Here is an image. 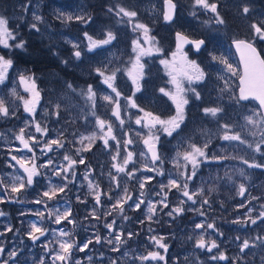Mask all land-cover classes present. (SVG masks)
Returning <instances> with one entry per match:
<instances>
[{"label": "rangeland", "instance_id": "1", "mask_svg": "<svg viewBox=\"0 0 264 264\" xmlns=\"http://www.w3.org/2000/svg\"><path fill=\"white\" fill-rule=\"evenodd\" d=\"M175 1L178 5L176 18L172 21H166L164 19L165 0H115L116 8L114 11H105L106 9H104L99 13H94L85 2L76 0L71 4L57 0H0V16L9 20L8 27L15 35V40L10 39L8 41L13 47L4 48L3 45H0V54L13 60V67L9 69V76L3 84H0V99L5 101L10 112L8 117H0V178H3L4 184L8 185L16 175H26L16 161L11 159L12 156L29 158L33 156V153L24 149L16 138L20 129L24 128L26 136H35L36 140L40 142L34 149L35 158L44 160L45 164L49 160L53 161L49 167H44L49 170L47 171L48 181L45 188L43 187L44 189L42 188L39 192L22 190L19 193L25 194L26 201H34L37 196L41 198L43 191H46L49 186V180L52 184H67L68 187L69 180L73 181L74 179L77 185L73 187L72 191L75 193V200L78 201L83 197L82 186L85 185L86 181L85 176L82 177L77 174L82 166L84 172H87V196L91 198L88 212L92 213L95 210L96 215L101 217L97 220L92 216L89 221L93 226L92 232H89L87 240L92 239L94 241L97 234L102 238L112 239L121 230L127 239L128 232L134 233L133 237L128 239L118 252L112 251V245H109L106 240L102 239L99 244L94 242L87 248V255L77 256L76 261H79L80 264H98L99 262L111 264L112 261H116V264H163L160 261H141L138 259L149 251H160L166 256L167 264H220L219 262L238 264L236 263L238 261L249 264H264V242L256 239L258 236L264 238V219L258 218L259 214L264 212V168H249L239 158L204 162L200 165L197 176L189 184L190 191L200 187L205 189V196L209 199V204L204 205L202 209L201 197H195L196 203L193 204L192 201H187V198L183 197L176 189L164 190L169 207L163 208L158 204V201L164 198V194H156L161 192L159 187L161 183H167L169 178H176V169L171 161L177 152L185 150L189 142L201 146L206 139H209L202 134L201 130L204 129L210 132L211 142L207 149L209 154L243 157L248 159L250 163L254 158L257 162L264 163V156L261 153H253L251 149H247L245 145H239L238 142L219 139L220 125L228 123L235 126L234 130L239 131L241 130L240 126L245 125L244 118L246 116L261 111L256 101L236 102L239 71L242 70L228 35H232V37L246 36L251 39L250 24L264 20V1L210 0V2L218 4V11L225 21L224 24H217L215 14L197 6L195 0ZM244 6L249 7L247 14L242 11ZM118 7L136 11L137 17L132 21H129L127 17L121 19L115 14ZM57 9L74 14L87 13L92 19L87 24L78 21L64 23L56 19L54 13ZM34 14L40 15L43 22L34 21ZM110 16L114 18L109 20ZM33 22L37 23L39 31L31 27ZM135 23L146 24L150 29L148 35L158 41L157 44L152 45L153 49L157 47L161 49L159 52L153 50L150 56L141 58V63L144 64V76L140 81V91H136V85L133 84L128 75L129 70H132L136 56V53L133 52V41L139 39L145 47H148L150 42L145 40L142 30H133ZM109 30L115 34V40L93 52L86 50L85 32L96 39H103L105 38L104 34ZM177 30L184 31L194 37L206 38L209 44L204 50L196 51L193 47H188L178 52L175 42ZM20 41L26 42L23 49L14 46ZM36 42L37 47L33 48L32 46ZM73 44L80 46L82 52L80 59H76L73 55L75 51ZM257 44L264 54V42L257 41ZM64 49L66 53L63 51ZM173 53L177 54L175 61H173ZM210 53L222 54L227 57L229 63L239 70L237 75L228 72L219 61L213 60ZM183 54H186L187 61H195L204 71L205 75L202 80L193 81L189 84L187 79L182 76V71H188L189 74L192 72V69L187 66ZM161 60L169 61V66L166 67L160 62ZM101 62H109L108 67L110 69H120L117 72L116 86L121 92L119 100L122 106V116L125 119L123 132L116 127L119 122L111 115L109 110L111 106L101 99L103 94L112 95L115 98L111 89L102 83L103 78L94 71L95 67L101 66ZM47 66H50L53 73L51 79L55 80V89L57 90V86H59L58 90L62 92L61 95H57V91H52L46 82L47 71L45 69ZM21 73L25 75L34 74L35 76L36 86L40 92L35 109V122H39L42 127L47 128V135L35 131L32 115L24 111V101L32 100V94L25 91L24 85L20 83L19 76ZM173 76L178 82L183 83L185 89L195 88L200 97L197 99L192 92L186 91L184 96L188 100V104L185 106L186 119L184 123L178 132L173 133L172 136L161 135L159 144L164 160L165 175L159 176L155 172H147L140 168L143 163L148 162L146 158L140 156V153L144 152L146 156H150L142 139L146 136L148 129L143 125L135 124V118L143 116V113L139 111V108L126 107L127 101L124 97H132V94L135 93L132 98L141 108L160 116L161 119H168L176 114V105L169 96L160 92V89L164 88L166 92L175 93L176 85L172 83ZM68 84L73 86L74 92L67 88ZM89 85L97 93L94 109L86 96L81 94V90H86ZM13 89L17 93L16 96L12 95ZM57 103L61 105L59 115L55 114L54 105ZM215 106L224 109L219 114L218 119L203 112L204 108ZM93 110L96 116L113 122L114 132L118 139L131 138L134 141L127 148L121 143L120 157L117 160L112 159V156L116 154L114 141H109L107 148L99 139L93 142L90 149H88L89 142L87 140L83 145L80 143L81 136H89L93 132H98L95 123L96 116L91 114ZM129 115L131 120L128 119ZM137 132L141 134L140 138L136 136ZM58 137L63 139V148L53 146V150L50 152L47 150L40 151L44 142ZM246 138L249 141L259 139V137L253 138L251 136H246ZM222 149H226L227 152H222ZM127 151L135 153V164L130 163L127 166L128 170H132L134 167L140 168L133 177H128L125 173H117L116 169L113 168V164L122 162ZM262 152H264V146H262ZM64 155H70L77 161L72 171L62 173V175L68 176V180H64L65 182L55 179L53 175L54 169L59 170L61 166L67 167L68 161L63 159ZM81 158L84 163H79ZM240 170L244 171V176L239 174ZM225 171L229 173L231 180L225 176ZM73 172L75 173L74 176ZM109 172L118 178L119 187L111 179ZM170 173L171 177L169 176ZM144 176H155L156 178L147 183L145 188L141 190L138 181ZM59 177L62 178V176ZM89 181L98 184L102 193L110 194L112 199L110 200L108 195L102 194L100 204H96L95 195L88 187ZM241 183H244L247 189L243 196L238 194ZM125 186L128 187L132 196V200L125 205L124 215L128 219H124L116 211L107 215L106 213L111 211L112 204L122 194V188ZM212 187L215 188V191L209 190ZM2 191L3 187L0 184V199L4 201L0 203V211L5 213V215L0 216V233H3L0 235V245L5 249L4 255L0 257V264H3L6 259L11 260L8 256L9 252L21 248L20 243L13 239L11 243L13 246L9 249V231L7 229L12 227V223L9 220L7 197L4 192L1 194ZM141 191L145 193L143 197L145 203L141 205L140 209H135L134 206L129 207L133 201L141 198ZM9 192L11 195L9 197L13 198L18 195L12 193L10 188ZM43 199L48 200L47 198ZM181 200L187 201L183 205L185 211L179 215L168 216L167 213L176 207ZM73 201L74 199L70 198L63 202L53 203L50 208L57 207L63 211L70 207L72 212L70 219L77 220L79 211L77 212L73 207ZM149 202L157 204L156 214L151 221L147 219V204ZM5 206H7L6 210L3 209ZM190 208L193 210L189 211ZM19 209V214L24 220L27 218L25 215L32 208L21 205ZM197 209H201L204 215H200ZM232 209L236 211L232 213ZM249 213L253 219H256L255 224L251 222L247 224L234 223L237 220H247ZM234 215L237 217L235 218ZM184 217L191 220H188L189 223H187L188 235H185L181 230V221ZM34 219L27 218V225L29 226L31 222H37ZM47 220L45 211L43 226L49 229L48 232L56 230L55 233L58 234L61 229L72 231L65 227H57L55 223H49ZM113 220L116 221L115 231L111 232L105 227V224L111 223ZM224 220L226 222L223 223ZM199 223L205 224V228L197 229L195 225ZM209 223H214L215 229L207 228ZM101 226H103L102 231ZM79 231L84 230L79 226L76 228V232ZM201 233L205 234L206 240H216L219 248L213 249L211 252L207 249L197 248L196 239ZM152 236L164 237L163 242L168 245L166 254L163 249L156 247L150 239ZM171 237H175L174 243H177V250L172 246ZM244 239L250 241V248L241 252ZM229 240H232L233 243L228 244ZM107 247L108 249L104 250ZM220 252H224L229 259L213 260L212 257L217 256ZM22 257L24 256L22 255ZM89 257H91V261H89ZM82 259H85V262L81 263Z\"/></svg>", "mask_w": 264, "mask_h": 264}, {"label": "snow or ice", "instance_id": "2", "mask_svg": "<svg viewBox=\"0 0 264 264\" xmlns=\"http://www.w3.org/2000/svg\"><path fill=\"white\" fill-rule=\"evenodd\" d=\"M167 4V11L164 13V19L166 21H172L176 4L173 0H166ZM195 4L197 6L202 7L205 10H208L215 14V22L217 24H224V19L220 16L218 11V4L215 2H210V0H195ZM243 13L247 14L249 12V7L244 6L242 9ZM116 16L127 17L129 21H132L135 17H137V12L134 10H128L124 7H118V11H116ZM56 19L64 22L69 23L72 21H78L81 23H89L91 21V16L87 13H80L74 14L70 12H63L57 9L54 13ZM33 20L36 22H43V18L40 15H33ZM9 20L3 16H0V45H3L4 48H11L13 45H10L8 41L10 39L15 40V35L13 31L8 27ZM33 29L39 31L37 27V23L33 22L31 24ZM133 30H142L144 34V38L146 41L150 42L148 47H145L139 39L133 41V52L136 53L135 62L132 64V70H129L128 75L131 77L133 84L136 85V91L141 90L140 81L143 79L144 76V64L141 63V58L144 56H150L153 50L159 52L161 49L158 47L153 49L152 45L157 44L158 41L155 40L154 37H150L148 35L150 29L144 23H135L133 25ZM250 30L252 33L251 39H235L233 43L236 47V50L240 53V61L243 64L242 71H239L233 64L229 63L227 57L224 55H215L210 53L211 58L213 60L219 61L222 65L225 66L228 72H231L233 75H237L239 71V80H240V88H239V95L235 97L236 102L240 103L241 101H249V100H256L259 102V107L261 111L254 112L252 115L246 116L245 125L240 126L241 130L236 131L234 130L235 126L224 123L220 125V132H219V139L228 141V142H238L239 145H245L247 149H251L253 153H261L264 156V152H262V146H264V56H261L260 51L255 46L257 41L264 42V20H261L259 23H252L250 24ZM85 37L87 38V44L85 48L88 52H93L94 50L101 48L104 45L110 44L113 40L116 39L115 34L112 31H106L105 38L103 39H96L92 35H89L87 32L84 33ZM177 39L181 40L185 43H191L195 46L196 50L199 51L202 45H205L206 41L204 39H193L189 40L186 35L182 33H177ZM25 41H20L14 46L16 48L23 49L25 45ZM73 48L75 49L73 55L76 59H80L82 52L80 50V46L78 44H73ZM177 51H181V45L177 46ZM173 61H175L176 53H173ZM185 62L189 68L192 69L191 74L188 71H182V76L187 79L189 84L193 81H199L204 78V71L195 63V61H187L186 54H183ZM162 64L166 67L169 66V61L161 60ZM66 63V62H65ZM109 62H101V66L95 67L94 71L102 77V83L107 85L111 92L115 94V98L112 95L103 94L101 95V99L106 101L108 105H110L111 115L116 118L119 122L118 127L121 132H123V126L125 125V119L122 116V106L120 103L119 98L121 97V92L118 90L116 86V78L117 72L120 71L119 68H109ZM13 67V60L11 58H6L5 55L0 54V84H3L8 76V70ZM107 73V74H106ZM171 75V73H169ZM223 78V77H221ZM19 81L21 84L24 85L25 91L30 92L32 94V100H25L24 101V111L28 112L33 117L35 131L37 133H41L47 135V128L42 127L39 122H35V109L36 104L39 101L40 92L37 89L35 76L34 74L25 75L23 73L19 76ZM172 83L176 85V92H166L164 88L160 89V92L164 93V95L169 96L176 105V114L174 116L169 117L168 119H161L160 116L154 115L150 111H145L141 108L137 103L136 100L132 97L135 96V93L132 94V97H124L127 101L126 107L128 108H139V111L143 113V116H137L135 118V124L143 125V127L148 129L146 136H144L143 144L147 146L148 153L150 156H146L144 152L140 153L142 158H146L148 162L143 163L140 168L147 172H155L159 176H164L165 172L163 169L164 160L162 155L159 151L158 144L160 142V137L162 134H166L167 136H172L173 133L178 132L181 128V125L184 123L186 119L185 113V106L188 104V100L185 98L184 93L186 91H190L193 95L199 99L200 94L196 91L195 88L185 89L183 87L182 82H178L176 77L173 76ZM227 84V81H225ZM67 88L71 91H75L71 84L67 85ZM81 94L86 96L87 100L91 102V106L95 108V100L97 97L96 91L93 90V87L89 85L86 90H81ZM12 95L16 96L17 93L15 89L12 90ZM56 115H59V110L61 105L59 103L54 105ZM224 109L220 106L215 107H206L203 109V112L206 115H210L213 118H219V114L222 113ZM15 114L14 112L12 113ZM93 116H96L95 111L91 113ZM10 115L9 107L5 104L3 99H0V117H8ZM131 120V116L128 117ZM96 126L98 128V132H93L89 136H81L80 143L81 145L87 140L88 149L91 148L93 142L97 139L102 140L103 145L105 148L109 147V141H114L116 146V154L112 156L113 160H117L120 157V145L123 143L124 147L127 148L129 145H132L134 141L131 138L127 139H118L117 135L114 132V124L111 120L102 119L99 116H96ZM202 134L209 139H206L205 142L201 146H197L195 143L189 142L187 144V148L183 151L177 152L176 156L172 159L171 163H173L174 168L176 169V178H169L167 183H161L159 185L161 192L156 193L157 195L164 194V198L158 201V204L163 208H168L169 205L167 203V195L164 192L165 189L171 191L172 189H176L183 197L187 198V201H192L193 204L196 203L195 197H201V209L204 205L209 204V199L205 196V189L203 187L197 188L195 190L190 191L189 184L190 182L197 176V172L199 171L200 165L206 161H221L227 159H242L243 163L248 165L249 168H264V163L257 162L254 158L250 163L248 159H244L243 157H236L230 156L227 154L216 155L215 153L209 154L207 151L209 147V143L211 142L210 139V132L207 129L201 130ZM138 138L141 137L139 132L136 133ZM246 136H251L253 138L259 137L258 140L249 141ZM20 143L23 145L24 149H27L29 152L33 153L31 158L29 157H17L12 156L11 159L16 161V163L23 169V173L26 175H16L13 177L8 185H6V190L10 188L12 193L19 194L22 190L26 187H31L35 179L37 177L46 176L47 173H42L40 171L41 167H49L53 161L49 160L47 164L38 166L35 163V154L34 149L36 145L40 142L36 140L35 136H26L25 129L21 128L19 134L16 137ZM53 146L58 148L64 147V142L62 137H58L57 139H52L49 141L44 142L43 148L40 149L41 152L52 151ZM87 150V149H84ZM79 151V150H78ZM222 152H227L226 149H222ZM135 153L132 151H127L126 154L122 158L121 163L113 164V168L116 169L117 173H125L128 177H133L136 171H139L140 168H133L132 170H128V165L130 163L135 164L134 160ZM63 159L68 161L67 167L61 166L59 170H53V174L55 176H62V179L67 181L68 176L62 175V173H67L73 170L77 161L73 159L70 155H64ZM79 163H84L83 159L79 160ZM190 169V170H189ZM241 176H244L245 173L243 170H240L239 173ZM75 173L73 172V176ZM109 176L113 181L116 182L117 187H119V180L116 176H112V173L109 172ZM171 177V173L169 174ZM225 176L231 180V176L227 171H225ZM155 176H144L141 178L139 183V188L143 190L147 183H150L154 180ZM87 179V177H85ZM3 178H0V184H3ZM88 187L91 192L95 195L96 204H100L101 195H108V198L111 200L112 197L110 194L102 193L99 188L98 184H93L92 181H89ZM67 188V184L57 185L52 184L51 180H49V186L46 191H43L41 198L35 200L34 202L37 204L43 203L46 211L48 219L55 224H60L62 221H67L68 223L72 224L74 227L76 225L75 219H70L72 216L71 208H65L61 211L59 208H48L47 202L44 201L43 198H47L48 200H52L56 198L58 193H64L65 189ZM210 191H215V188L212 187L209 189ZM246 187L244 183L239 185L238 194L243 196L246 192ZM145 193L144 191L140 192V197L137 200L133 201L132 205L129 207H133L135 209H140L141 205L145 203L143 197ZM79 199V197H78ZM132 200V196L129 193V189L127 186L122 188V194L119 198L116 199L115 203L111 206V211H108L106 214L111 215L112 211H116L120 216L124 219H128L127 216L124 215L125 213V205L128 204V201ZM181 200L178 202L177 206L172 208L167 215L173 216L174 214H182L185 209L183 205L187 202ZM4 201L0 199V203ZM201 209H197L200 215H204V212ZM148 216L147 219L149 221L152 220L153 216L156 214L157 204L149 202L147 204ZM193 209H189L191 211ZM23 214V213H22ZM5 215L4 212L0 211V216ZM41 218L40 222H31L28 226V231L26 235L32 241H38L41 237H45L48 234L49 229L43 226V221L45 218V212L38 211L36 212ZM91 216L95 217L99 220L101 217L96 215L95 210L91 213ZM259 219H264V212L259 214ZM251 222L252 224L256 223V219H253L251 214H248L247 220H237L234 223H243L247 224ZM115 224L116 221L113 220L111 223H106L105 227L115 231ZM195 227L197 229L205 228V224L199 223L196 224ZM214 223L207 224V228L215 229ZM7 231H12V228L9 227ZM56 230H53L55 234ZM3 235V233H0ZM134 233L128 232L127 239H125V233L121 230L118 234H116L112 239L102 238L100 235H95L94 241L92 239L87 240L82 245L77 244L74 238L72 239H57L56 243L59 245V250L55 252V256L53 258V264H56V261H60L61 264H80L79 261H72V251L75 248L77 251L83 252L85 249L89 247V245L93 244L94 242L99 244L103 240L109 245H112V251H120V247L123 244L127 243L128 239L133 237ZM222 235V233H221ZM58 236L60 238L63 237H72L73 234L71 232L65 231L63 229L59 230ZM150 239L155 243L156 247L159 249H163V252L166 254L168 252V245L163 242L164 237L157 238L155 236L150 237ZM191 239V237H189ZM240 239V237H237ZM256 239L262 240L264 242V238L257 237ZM48 244H51V241H48ZM48 244H45V248H48ZM196 247L201 249H207V251L211 252L213 249H218L219 245L217 244L216 240H206L205 234L201 233L198 238L196 239ZM250 248V241L248 239H244L241 245V252L245 249ZM51 251V249H49ZM5 253V249L2 245H0V257H2ZM18 255L16 250H12L8 253L9 259H13ZM91 261V257L88 258ZM141 261H160L163 264H167L166 256L161 254L160 251H149L146 255L138 257ZM213 260H228L229 257L224 253L220 252L217 256L212 257ZM3 264H9V260H4ZM39 264H44V260L41 259ZM111 264H116V261H112Z\"/></svg>", "mask_w": 264, "mask_h": 264}, {"label": "flooded vegetation", "instance_id": "3", "mask_svg": "<svg viewBox=\"0 0 264 264\" xmlns=\"http://www.w3.org/2000/svg\"><path fill=\"white\" fill-rule=\"evenodd\" d=\"M191 35V34H190ZM193 36V35H191ZM234 39V38H233ZM233 39H231L230 41H232ZM209 44V42H207V45ZM207 45L205 46V48L207 47ZM188 47H193L192 45L187 46ZM194 48V47H193ZM204 48V49H205ZM203 49V50H204ZM8 76H9V70H8ZM7 76V77H8ZM35 163L38 166H42L45 165L44 160L42 159H36ZM1 166V163H0ZM81 169L78 170L77 174L81 175L82 177L85 176L87 177V172H84L83 167H80ZM40 171L42 173H47V171H49L48 169L41 167ZM54 175V174H53ZM55 179H59L61 181H64L62 178H60L59 176H55ZM48 181V174L46 176H42V177H37L35 179L34 184L31 187H26L24 190L25 191H34V192H39L43 187L45 188V184ZM65 182V181H64ZM87 182L88 180L86 179L85 181V185L82 186V198L79 199L78 201L75 200L74 195L75 193L72 191L73 187H76V180L74 179L73 181L69 180V185L68 187L65 189L64 193H59L56 199L53 200H44L47 202V207L50 208V206L53 203H57V202H63L66 200H69L70 198H73V207L76 209V211L78 212V219L75 220L76 221V225L75 227L68 223L67 221H62L60 224H56L57 227H65L68 230H72L71 233L73 234L72 237H63L60 238L58 236V234H54L53 232H48V234L45 237H41L40 240L38 241H32L27 235V218H35L34 220H36L37 222L41 221V218L36 215V212L38 211H43L45 212L46 209L43 205V203L41 204H37L34 201L37 199H40L39 196H37V199H35L34 201L28 202L26 201L25 198V194L21 193L18 195H15L13 198L14 200H12V197L10 195L9 192V188L6 190V184H2L3 187V191L1 192V194H3L7 197V204H9V220H11L12 223V231H9V249L13 246L11 245V243L13 242V239H16L17 242L20 243L21 248L19 250H17L18 255L9 260V264H14V263H19V264H39V261L41 259L44 260V264H53V258L55 256V252L59 250V245L56 243L57 239H72L74 238L75 241L77 242V244L81 245L82 243H84V241L87 240L88 236H89V232H92V224L89 223V221L92 219L91 213L88 212V208H89V203H90V197L87 196L88 194V189H87ZM43 188V189H44ZM23 197V198H21ZM25 198V199H24ZM21 205H27L29 208H32L30 211H28V213L25 215L27 218H23L21 217V215L19 214L20 209L19 206ZM4 210L7 209V206L3 207ZM47 213V211H46ZM81 216H80V214ZM187 216V215H185ZM48 218V216H47ZM191 221L189 218L184 217L183 221H181V230L184 232L185 235H188V225L187 223H189V221ZM49 223H51V220H47ZM48 223V224H49ZM53 223V222H52ZM83 228L84 231H79L76 232V228L79 227ZM101 231L103 230V226L100 227ZM111 232H113V230H110ZM69 232V231H68ZM177 232V231H176ZM171 239L173 240L172 246L175 247L176 249V244L174 243L175 241V237H171ZM48 241H51V244H48ZM233 241L229 240L228 244H232ZM45 244H48V248H45ZM106 244V243H105ZM183 246V245H181ZM51 249V251L49 250ZM107 248H105L104 250H107ZM177 250V249H176ZM88 253V249H85L83 252L81 251H77L75 248L72 251V261H76V258L78 255H87ZM22 255L24 257H22ZM252 261L254 262V260L252 259ZM85 262V259L81 260V263ZM242 261H238L236 263H239ZM220 264H223L221 262H219ZM56 264H61L60 261H56ZM98 264H102L101 262H99ZM249 264V263H248Z\"/></svg>", "mask_w": 264, "mask_h": 264}, {"label": "trees", "instance_id": "4", "mask_svg": "<svg viewBox=\"0 0 264 264\" xmlns=\"http://www.w3.org/2000/svg\"><path fill=\"white\" fill-rule=\"evenodd\" d=\"M57 1L65 3V4H71V3H73L74 0H57ZM76 1L85 2L86 4H88L90 6V9H92L94 11V13H97V12L99 13L100 11H103L104 9H106L105 11H114V9L116 8L115 0H76ZM112 18H114V17L110 16L108 19L110 20ZM228 37L230 38V40L233 39V38H237V37H232V35H228ZM241 37L248 38L246 36H241ZM248 39H250V38H248ZM32 47L36 48L37 47V42ZM63 51L66 53L65 49ZM45 70L47 71L46 77H45L46 78V82L50 86L51 90L52 91H57V95H61L62 92H60L58 90L59 86H57V90H56L55 86H54L55 85V80L53 81V79H51V74H53V73H52V71L50 69V66H47V69H45ZM235 211H236L235 209H232V213L235 212ZM234 217L236 218L237 216L234 215ZM224 222H226V221L224 220L223 223ZM238 264H248V263L239 262Z\"/></svg>", "mask_w": 264, "mask_h": 264}, {"label": "water", "instance_id": "5", "mask_svg": "<svg viewBox=\"0 0 264 264\" xmlns=\"http://www.w3.org/2000/svg\"><path fill=\"white\" fill-rule=\"evenodd\" d=\"M173 2L176 4V9H175V14H174V17H173L172 20L175 19V17H176V12H177V9H178V6H177L176 1L173 0ZM167 10H168V9H167V4H166V0H165V12H166ZM178 32H179V33H182L183 35H186V36L189 38V40H193V39H204V40L206 41V43H205V45H202V46H201L200 50L204 49L205 46L207 45L208 40H207L206 38H203V37H200V38H198V37H194V36H191L190 34L184 32V31L177 30V31L175 32L176 47H177L178 45H181V49H184V48H186L187 46L192 45V46L194 47V49L196 50V48H195V46H194L193 44H191V43H185V42H183V41H181V40H178V39H177V35H176ZM235 39H247V38L243 37V38H235ZM235 39H233V40H235ZM233 40L231 41V44H232V46H233V48H234V50H235V52H236V55H237V57H238V60H239V62H240V66H241V70H242V69H243V64H242L241 61H240V53L236 50V47H235V45H234V43H233ZM255 46H256L257 49L260 51L261 56H264V54H263L261 48H260L257 44H256ZM200 50H199V51H200ZM196 51H197V50H196ZM238 82H239V88H240V80H239V78H238ZM239 88H238V95H239ZM249 101H256V100H249ZM249 101H242V102H249ZM256 102L259 104L258 101H256ZM158 148H159V151H160V153H161L160 144H158ZM147 150H148V149H147ZM149 155H150V153H149ZM12 200H14V199H12Z\"/></svg>", "mask_w": 264, "mask_h": 264}]
</instances>
